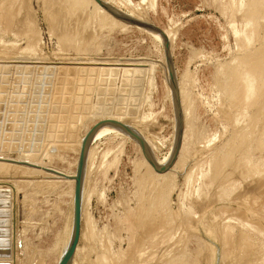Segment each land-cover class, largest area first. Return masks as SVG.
<instances>
[{"label": "rangeland", "instance_id": "rangeland-1", "mask_svg": "<svg viewBox=\"0 0 264 264\" xmlns=\"http://www.w3.org/2000/svg\"><path fill=\"white\" fill-rule=\"evenodd\" d=\"M113 1L169 31L193 128L181 166L164 182L149 174L136 142L110 134L93 143L108 127L95 134L78 264H264V82L249 108L239 82L256 53L264 81V0ZM93 3L0 0V155H10L0 159V180H11L0 182V248L10 252L0 260L9 264H55L47 248L70 222L68 185L39 184L22 153L37 156L39 174L43 164L74 168L83 132L106 108L99 121L124 110L142 125L154 156L170 153L169 161L174 152L178 120L163 41L151 29L113 27ZM246 18L256 22L253 45L236 31Z\"/></svg>", "mask_w": 264, "mask_h": 264}, {"label": "bare ground", "instance_id": "bare-ground-1", "mask_svg": "<svg viewBox=\"0 0 264 264\" xmlns=\"http://www.w3.org/2000/svg\"><path fill=\"white\" fill-rule=\"evenodd\" d=\"M89 1H91V0H89ZM106 2H108L110 5H112L113 7H115L117 10H120V11H122V12H125V13H127L124 9H122L119 5H117L116 3H118V2H116L115 3V1H113V0H105ZM234 0H232L231 1V3L233 2ZM242 0H240V2H241ZM244 1V0H243ZM250 1V0H249ZM254 1V0H253ZM263 1V0H262ZM262 1H261V3H262ZM79 2V1H78ZM88 2V1H87ZM92 2H94L93 3V5L94 4H96L97 5V10L99 9L100 10V12H103L102 14H100V13H97V14H100L101 16H103V18L104 19H106L108 22L110 21L111 22V24L113 25H116V26H118V27H120V28H122V29H125V28H128L129 26H137V27H139V28H143V29H148V28H145V27H143V26H140V25H136V24H131V23H129V22H127V21H125V20H122V19H120V18H117L116 16H114L111 12H109L107 9H105L103 6H101L96 0H92ZM264 2V1H263ZM74 3H75V1H74ZM85 3V2H84ZM234 3V2H233ZM239 3V2H238ZM243 3V2H242ZM256 3V2H255ZM257 3H258V1H257ZM79 4V3H78ZM88 4H89V2H88ZM87 4V5H88ZM235 4V3H234ZM236 4H237V1H236ZM235 4V5H236ZM240 4V3H239ZM245 4H247L248 5V3H246L245 2ZM70 5V4H69ZM79 5H81V4H79ZM241 5H243V4H241ZM252 5V4H251ZM255 5V4H254ZM260 5V4H259ZM59 6V5H58ZM233 6V5H232ZM237 6V5H236ZM263 6V5H262ZM233 7H235V6H233ZM242 7V6H241ZM243 7H245V6H243ZM254 7V6H253ZM261 7V6H260ZM232 8V7H231ZM238 8H240V6L238 7ZM251 8V7H250ZM253 9V8H252ZM77 10V9H76ZM238 10V9H237ZM245 10H246V8H245ZM258 10V9H257ZM260 10V9H259ZM95 11V10H94ZM129 11H133V9H131V10H129ZM135 11V10H134ZM247 11V10H246ZM261 11V10H260ZM238 12V11H237ZM242 12H243V10H242ZM256 12V11H255ZM262 12V11H261ZM132 13H134V12H132ZM131 13V14H132ZM127 14H129V13H127ZM135 14H139L138 16L140 17V14L141 13H135ZM251 14H253V12L251 13ZM258 14V13H257ZM256 14V15H257ZM70 16V15H69ZM99 16V15H98ZM137 16V15H136ZM143 16V15H142ZM249 16L252 18V16L249 14ZM253 16L255 17V15L253 14ZM254 17H253V19H254ZM257 17V16H256ZM255 17V19H257L258 20V17L256 18ZM263 17H264V15H263ZM138 18V17H137ZM144 18H147V17H144L143 16V19H141V18H138V19H141V20H144ZM259 18H261V17H259ZM102 19V18H101ZM103 19V20H104ZM148 19V18H147ZM102 20V21H103ZM106 20H104V21H106ZM245 20V19H244ZM246 20H247V18H246ZM260 20V19H259ZM259 20H258V22H259ZM70 21V20H69ZM144 21H147L146 19L144 20ZM150 20L148 19V22H149ZM256 21V20H255ZM261 21V20H260ZM263 21V20H262ZM63 22V21H62ZM151 22V21H150ZM235 22V21H234ZM103 23V22H102ZM233 23V22H232ZM242 23V22H241ZM256 23V22H255ZM254 23V24H255ZM263 23V22H262ZM105 24V23H104ZM253 20H251L250 18L246 21V24H245V27L242 29V30H236L237 31V33H241V34H243L244 35V37H245V39H246V41H247V43H250L252 40H254L255 39V42H256V40H257V38H254L253 39V34L255 33L254 31H256L255 30V28L253 27ZM108 25L110 26V24L108 23ZM114 25H113V27H114ZM264 25V24H263ZM103 26V25H102ZM115 26V27H116ZM256 26V25H255ZM65 27V26H64ZM111 27V26H110ZM82 29V28H81ZM258 29V28H257ZM100 30V29H99ZM84 31V30H83ZM148 31H151L150 29H148ZM66 32V31H65ZM96 32V31H95ZM94 32V33H95ZM159 36H160V38H161V40L163 41V43H164V38H163V36L159 33V32H157V31H155ZM165 33L167 34V37L169 38V40L171 41V45H172V40H171V37H170V34H169V31H165ZM82 35V34H81ZM237 35V34H236ZM239 36H241V35H239ZM254 36H255V34H254ZM264 36V35H263ZM64 37V36H63ZM70 37H72V36H70ZM243 37V36H242ZM243 37V38H244ZM256 37V36H255ZM242 39V38H241ZM63 40V39H62ZM80 40V39H79ZM262 40H264V39H262ZM82 41V40H81ZM242 41V40H241ZM240 41V42H241ZM245 41V42H246ZM244 42V41H243ZM254 42V41H253ZM264 42V41H263ZM239 43V42H238ZM79 44V43H78ZM243 45H245V44H243ZM248 45H253V43L251 42V44H248ZM255 45V44H254ZM259 45H261V44H259ZM98 46V45H97ZM241 46V45H240ZM243 47V46H242ZM246 46H244V48H245ZM248 47V46H247ZM253 47V46H252ZM171 48H173V46L171 47ZM244 48H242V49H244ZM251 48V47H250ZM246 49V48H245ZM259 49V48H258ZM240 50V49H239ZM247 50H248V48H247ZM246 50V51H247ZM252 50V49H251ZM261 50V49H260ZM243 51V50H242ZM241 51V52H242ZM250 51V50H249ZM253 51H255L254 49H253ZM243 53H245V52H243ZM255 53V52H254ZM242 55V54H241ZM241 55H239V57L241 56ZM244 55H246V54H244ZM26 56V55H25ZM243 56V55H242ZM262 53L260 54V53H256L255 55L253 54V57L251 58L250 56H247V57H250V59L248 60H242V61H244V69H243V73H242V75H240L241 77L239 78V82L243 85V90H244V97H243V99H244V102L243 103H245L244 105V107L245 108H249V106H251V105H253L255 102H257V99H258V97H259V95H260V91H261V88H262V83L264 82L263 81V75L261 74L262 72H260V67L262 66H260V63L261 62H263L262 61ZM239 58L238 56H235V58ZM246 57V58H247ZM241 58H245V57H241ZM21 59V58H20ZM23 59V58H22ZM24 59H26V58H24ZM240 59V58H239ZM26 60H28V59H26ZM31 60V59H30ZM236 61L237 59H234L233 58V61ZM263 60H264V58H263ZM232 61V62H233ZM238 61V60H237ZM231 62V63H232ZM240 62V61H239ZM238 62V63H239ZM235 64V63H234ZM240 64V63H239ZM262 64V63H261ZM221 66V65H220ZM166 67V66H165ZM224 67V66H223ZM233 67H235L236 68V65L234 66L233 65ZM240 67V66H239ZM222 68V67H221ZM227 68V67H226ZM238 68V67H237ZM237 68L236 69H234V68H232L233 69V73H234V70L236 71L237 70ZM228 69V68H227ZM165 71H166V73H167V77H168V82H169V88H170V91L171 92H173V86H172V84L170 83V81H169V76H168V69H167V67L165 68ZM224 71V70H223ZM227 71V70H226ZM225 72V71H224ZM231 73V72H230ZM237 73H238V71H237ZM239 73H240V71H239ZM235 74V73H234ZM233 74V75H234ZM218 75H221V74H218ZM230 75V74H229ZM232 75V76H233ZM185 76V75H184ZM228 76V75H227ZM226 76V77H227ZM229 77V76H228ZM26 78V77H25ZM185 78V77H184ZM183 78V79H184ZM183 79H179V87H180V91H181V98H182V105H183V112H184V118H185V129H184V135H183V141H182V145H181V149H180V152H179V156H178V158H177V161L173 164V166L169 169V170H167V171H165V172H159V171H157V170H155L154 169V167L152 166V164L150 163V161L147 159V157H146V155H145V152H144V149L142 148V146H141V144H139V142H137V140L135 139V138H133V136H131V135H129V134H127L124 130H122V129H120V128H117V127H115V126H113V127H109V126H111V125H106V126H103V127H101L97 132H99L101 129H103V128H105V127H108V128H105V129H103V130H101L97 135H96V137L94 138V141H93V143L95 142V140H97L98 138H100V137H102L103 135H113V136H120V137H123V138H127V139H130V140H133L134 142H136L137 143V145L139 146V148H140V150H141V153H142V161H143V163L146 165V169H147V171L149 172V174H151V176H153L157 181L159 180V181H162L163 180V182H164V179H167V178H170V177H172L173 175H172V173H173V170H176V168H178V167H180L181 166V164H182V157H183V154H184V151L186 150V148H187V145H188V138H189V136H190V134H191V130H192V122H193V119H192V102H191V100H190V97H189V93H188V90H187V88L185 87V85H184V81H183ZM233 80H234V78H233ZM221 81V80H220ZM223 81V80H222ZM228 84V83H227ZM226 84V85H227ZM229 85V84H228ZM232 85H234V84H232ZM236 85V84H235ZM264 86V85H263ZM235 87V86H234ZM236 87H237V85H236ZM231 88V87H230ZM241 88V87H240ZM223 89V88H222ZM229 89V88H228ZM231 90V89H230ZM233 90V89H232ZM227 91V90H226ZM237 91V90H236ZM235 91V92H236ZM242 91V90H241ZM264 93V92H263ZM34 94V93H33ZM233 94V93H232ZM40 95V94H39ZM230 95V94H229ZM235 95V94H234ZM234 95H233V97H234ZM240 95V94H239ZM232 96V95H231ZM40 97V96H39ZM173 97V96H172ZM32 98V97H31ZM261 98H264V94H263V97H261ZM260 98V99H261ZM21 99V98H20ZM29 99V98H28ZM236 99V98H235ZM238 99V98H237ZM259 99V100H260ZM33 100V99H32ZM230 100V99H229ZM241 100V99H240ZM31 101V100H30ZM37 101H39V100H37ZM262 101V100H261ZM174 102V101H173ZM20 103V102H19ZM36 103V102H35ZM242 103V102H241ZM261 103V102H260ZM239 105H241V104H239ZM257 105V104H256ZM18 106V105H17ZM58 106V105H57ZM259 106V105H258ZM243 107V106H242ZM90 108V107H89ZM63 109V108H62ZM20 110V109H19ZM109 110V109H108ZM107 110V108L104 110L103 109V111H101V112H97V117H94V119L95 118H97V120L94 122V124H96L97 122H99V116L102 114V115H105V114H107L109 111ZM237 111V110H236ZM245 111H246V109H245ZM244 111V112H245ZM248 111H250V110H248ZM45 112V111H44ZM67 112V111H66ZM239 112H241V111H239ZM243 112V111H242ZM261 112V111H260ZM246 113V112H245ZM244 113V114H245ZM249 113V112H248ZM248 113H247V115H248ZM22 114V113H21ZM42 114V113H41ZM60 114V113H59ZM239 114V113H238ZM241 114V116H242V113H240ZM243 114V115H244ZM261 114V113H260ZM9 115V114H8ZM43 115V114H42ZM41 115V116H42ZM73 116V115H72ZM128 114H127V112L126 111H117V114H115V116H113L112 118H110V119H115V120H119V121H121V122H123V123H125V124H128V125H130V126H132V127H134L140 134H141V136L145 139V141H146V143H147V145L149 146V147H151L152 149H153V146H152V144H151V140L149 141V137H147L143 132H144V129H143V131H142V125L140 126V125H138L137 123H134V121L132 122L131 120V118H130V116H129V118H128ZM19 117V116H18ZM133 117V116H132ZM249 117V116H248ZM243 118H244V116H243ZM242 118V119H243ZM61 119V118H60ZM135 119V118H134ZM133 119V120H134ZM236 119V118H235ZM238 119V118H237ZM236 119V120H237ZM245 119V118H244ZM11 120V119H10ZM61 120H63V119H61ZM93 120V119H92ZM247 120V119H246ZM262 120V119H261ZM263 121V120H262ZM261 121V122H262ZM10 122V121H9ZM31 122V121H30ZM136 122V121H135ZM238 122V121H237ZM258 122H260V121H258ZM3 123V122H2ZM13 123V122H12ZM76 123V122H75ZM244 123V122H243ZM59 124V123H58ZM93 124V125H94ZM144 124V123H143ZM240 124V123H239ZM1 125V124H0ZM92 125V126H93ZM91 126V127H92ZM144 126V125H143ZM245 126V125H244ZM91 127H88L87 129H85V131L83 132V138H84V136L86 135V133L89 131V129L91 128ZM7 128V127H6ZM16 128V127H15ZM76 128V127H75ZM143 128H145V127H143ZM238 128V127H237ZM248 128H249V126H248ZM243 129V128H242ZM241 129V130H242ZM1 130V129H0ZM74 130H76V129H74ZM240 130V131H241ZM244 130V129H243ZM263 130V129H262ZM196 131H197V129H196ZM247 131V130H246ZM6 132V131H5ZM74 132V131H73ZM244 132V131H243ZM1 133V132H0ZM14 133V132H13ZM55 133V132H54ZM246 133V132H245ZM263 133V132H262ZM261 133V134H262ZM53 134V133H52ZM196 134V133H195ZM234 134V133H233ZM54 135V134H53ZM52 135V136H53ZM57 135V134H56ZM59 135V134H58ZM57 135V136H58ZM63 135V134H62ZM72 135V134H71ZM241 135V134H240ZM239 135V136H240ZM18 136V135H17ZM235 136V135H234ZM243 136V135H242ZM263 136V135H262ZM8 137V136H7ZM230 137H231V135H230ZM241 137V136H240ZM245 137V136H244ZM244 137H243V139H244ZM9 138V137H8ZM26 138V137H25ZM29 138V137H28ZM31 138H33V137H31ZM116 138H118V137H116ZM149 138V139H148ZM66 139V138H65ZM74 139V138H73ZM241 139V138H240ZM2 140V139H1ZM24 140H26V139H24ZM31 140V139H30ZM33 140V139H32ZM228 140V139H227ZM234 140V139H233ZM19 141V140H18ZM50 141H52V139H50ZM59 141V140H58ZM231 141V140H230ZM29 142V141H28ZM42 142V141H41ZM45 142V141H44ZM54 142H56V139L54 140ZM54 142H53V145L55 146V144H54ZM60 142H61V140H60ZM82 142H83V140L81 141L80 140V142L79 143H81L80 144V146H78L77 148H76V150H77V152H78V158H79V155H80V152H81V147H82ZM153 142V141H152ZM232 142V141H231ZM19 143H21V142H19ZM36 143H38V142H36ZM75 143V142H74ZM93 143H92V149L94 148L93 147ZM193 143V142H192ZM34 144H35V142H34ZM51 144V143H50ZM153 144H155V143H153ZM7 145V144H6ZM24 145V144H23ZM36 145V144H35ZM47 145V144H46ZM78 145V144H77ZM91 145V144H90ZM223 145V144H222ZM230 145H231V143H230ZM21 146V145H20ZM42 146V145H41ZM41 146H39V147H41ZM51 146V145H50ZM49 146V147H50ZM54 146H52V147H54ZM5 147H7V146H5ZM10 147V146H9ZM19 146H17V148H18ZM34 147V146H33ZM155 147V146H154ZM173 147V146H172ZM27 148H29V147H27ZM90 147H89V149H91ZM8 149V148H7ZM24 149V148H23ZM34 149V148H33ZM36 150H37V148H35ZM45 149V148H44ZM43 149V150H44ZM47 149V148H46ZM50 149V148H49ZM48 149V150H49ZM52 149V148H51ZM216 149V148H215ZM3 150V149H2ZM26 150V149H25ZM30 150V149H29ZM48 150L46 151V152H48ZM158 150V149H157ZM51 151V150H50ZM153 151V150H152ZM225 151H227V149H221L220 148V150L218 151V158H220L222 155H224L226 152ZM30 152H34L33 150L32 151H30ZM29 152V153H30ZM40 152V151H39ZM91 152V151H90ZM90 152H89V150H88V155H87V158H88V160L87 161H90V160H92V157H93V154H90ZM95 152V151H94ZM188 152V151H187ZM26 153V152H25ZM24 153V154H25ZM41 153H44V151L43 152H41ZM61 153V152H60ZM93 153V152H92ZM236 153V152H235ZM13 154V153H12ZM37 154V153H36ZM45 154V153H44ZM47 154V153H46ZM46 154H45V156H46ZM49 154V153H48ZM47 154V155H48ZM63 154V153H62ZM158 154V153H157ZM168 154H170V153H168ZM168 154H167V156H165V157H163V158H161V157H157V156H155V158L157 159V161L160 163V164H164V163H166L167 161H168ZM215 154V153H214ZM227 154V153H226ZM233 154V153H232ZM22 156L21 157H23V158H27L28 160H29V162H30V167H31V174H29V175H31V176H37V177H39V184H43V183H47V184H51L52 186L51 187H57V186H59V185H61V184H63V183H66L68 186H67V189L69 188V191H70V193H71V196H72V204H71V213H70V222H69V224H67L68 225V227H67V225H66V230L64 229V233H63V235H62V237H56V239L54 240V242L50 245V247H48L47 248V252H46V254H45V256H46V258L49 260V259H51L52 257H55V264H58V262H59V260H60V258H61V256L63 255V253L65 252V249L67 248V245H68V242H69V239H70V236H71V232H72V224H73V210H74V189H75V175H76V167H77V162H78V158H77V161H76V165H75V167L74 168H72V167H64V168H62L61 170L60 169H58V168H50L47 164H43V169H44V171H43V169H40L41 170V172L42 173H40L39 174V159L38 158H36L33 154H28V155H26V156H24L23 155V153L21 154ZM90 155V156H89ZM165 155V154H164ZM9 156L10 155H0V159H5V160H8L9 159ZM42 156H43V154H42ZM50 156V155H49ZM89 156V157H88ZM185 156H186V154H185ZM213 156V155H212ZM225 157H226V155H224ZM231 156V155H230ZM233 156V155H232ZM39 157V156H38ZM225 157H223V158H225ZM227 157H228V155H227ZM71 159V158H70ZM73 159V158H72ZM184 159V158H183ZM214 159H216V158H214ZM221 159H222V157H221ZM228 159V158H227ZM213 160V159H212ZM93 161V160H92ZM104 161V160H103ZM210 161V160H209ZM216 161H217V159H216ZM3 162H5V161H3ZM88 163V162H87ZM141 163V162H140ZM200 163V162H199ZM210 163V162H209ZM89 164V163H88ZM91 164V163H90ZM216 164V163H215ZM214 164V165H215ZM230 164V163H229ZM232 164V163H231ZM33 165V166H32ZM89 166V165H88ZM212 165H210V167H211ZM226 166V165H225ZM21 167V166H20ZM29 167V168H30ZM93 167V166H92ZM91 167V168H92ZM144 167V166H143ZM89 169H91L90 167H88ZM86 169H87V165H86ZM86 169H85V173H86ZM223 169V168H222ZM209 170V169H208ZM210 171V170H209ZM209 171H208V173H209ZM147 172V173H148ZM201 173V172H200ZM172 176H171V175ZM190 174V173H189ZM168 176H170V177H168ZM200 176V175H199ZM89 178V177H88ZM146 178V177H145ZM173 178V177H172ZM85 180V179H84ZM4 181H6V182H8V183H11V180H9V179H6V178H4V179H1L0 180V182H4ZM26 181V180H25ZM89 181V180H88ZM158 181V182H159ZM192 181V180H191ZM190 181V182H191ZM198 181V180H197ZM166 182V181H165ZM168 182V181H167ZM37 183H38V181H37ZM46 185V184H45ZM42 186V185H41ZM47 186V185H46ZM92 189V188H91ZM65 190V189H64ZM88 190V189H87ZM87 190H85L84 191V182H83V198H82V220L84 219H88V220H90L88 217H89V212H88V205H89V201H90V193L89 192H87ZM61 191V190H60ZM68 191V190H67ZM66 191V192H67ZM64 192V191H63ZM65 192V193H66ZM92 192V191H91ZM62 194V193H61ZM92 196V195H91ZM89 222V221H88ZM87 223V222H86ZM88 224H90L91 226H92V222H90V223H88ZM87 226V225H86ZM89 226V225H88ZM90 226V227H91ZM83 230H84V227H83V224L81 225V235H80V238H81V236L83 237ZM87 231V230H86ZM85 231V232H86ZM87 233H88V231H87ZM89 233H91V232H89ZM85 236V235H84ZM88 236V235H87ZM89 237V236H88ZM81 242V241H80ZM79 242V243H80ZM78 243V245H77V248H76V250H75V254H74V256H73V259H72V261H71V263L70 264H78V260H77V255L79 254V252H80V250H81V246H80V244ZM104 258H105V256H104ZM103 259V258H102ZM106 261V260H105ZM105 261H103V263L105 262ZM106 263V262H105ZM179 264H180V262H179Z\"/></svg>", "mask_w": 264, "mask_h": 264}, {"label": "water", "instance_id": "water-1", "mask_svg": "<svg viewBox=\"0 0 264 264\" xmlns=\"http://www.w3.org/2000/svg\"><path fill=\"white\" fill-rule=\"evenodd\" d=\"M96 1L101 6H103L105 9H107L109 12H111L114 16H116L117 18L125 20L131 24L140 25L145 28L157 31L163 36L165 40L164 47H165V55L167 59L168 76H169V81L173 86V99H174L175 110L177 113V120H178L177 142H176L174 152L170 160L167 163L160 164L155 158L151 148L147 145L145 139L141 136V134L134 127L128 124H125L115 119H104V120L97 122L89 129V131L86 133V135L83 138L81 152L79 155V160H78L77 170H76V175H75L72 232H71V236H70L67 248L65 249V252L61 256L58 264H70L75 254L77 245L79 243V239L81 235V225H82L83 182H84V176H85V169L87 165V155H88L90 144L93 140V137L97 133V131L101 127L106 126V125L115 126L117 128L124 130L127 134L133 136V138H135L137 142H139V144H141L142 148L144 149L147 159L150 161L154 169L159 172H165L173 166V164L175 163V160L177 159V156L181 149L184 129H185V118H184V112H183L181 91L179 87V80L177 78V74H176V70H175V66H174V62H173V58L171 54V41L167 37L165 30L154 23L135 18L125 12L117 10L115 7L110 5L105 0H96ZM19 243L21 244V242ZM9 253L10 252L9 250H7V248H3V249L0 248V256L6 257ZM0 264H9V262H4L0 260Z\"/></svg>", "mask_w": 264, "mask_h": 264}]
</instances>
